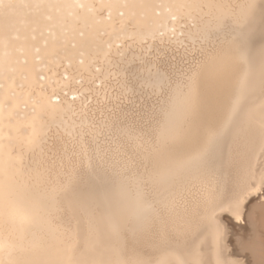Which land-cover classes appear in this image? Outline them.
Listing matches in <instances>:
<instances>
[{
	"label": "rangeland",
	"instance_id": "374dc122",
	"mask_svg": "<svg viewBox=\"0 0 264 264\" xmlns=\"http://www.w3.org/2000/svg\"><path fill=\"white\" fill-rule=\"evenodd\" d=\"M262 32L264 0H0V257L112 264L172 230L195 240L198 76ZM101 174L128 213L108 253L87 195Z\"/></svg>",
	"mask_w": 264,
	"mask_h": 264
},
{
	"label": "bare ground",
	"instance_id": "6f19581e",
	"mask_svg": "<svg viewBox=\"0 0 264 264\" xmlns=\"http://www.w3.org/2000/svg\"><path fill=\"white\" fill-rule=\"evenodd\" d=\"M240 45L215 55L198 76L195 240L179 238L175 230L164 236L166 244L153 245L158 238L149 237L137 244V255L127 252L117 264H264V32ZM87 195L108 215L109 224L96 217L98 242L108 253V229L122 226L128 213L119 206L125 203L103 174L93 178ZM73 206L78 225L90 227L89 212ZM44 247L17 254L19 248L17 255L0 257V264H111L83 256L79 248L51 254Z\"/></svg>",
	"mask_w": 264,
	"mask_h": 264
}]
</instances>
